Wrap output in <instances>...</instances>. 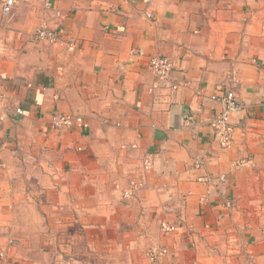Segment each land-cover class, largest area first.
<instances>
[{"label":"crops","instance_id":"crops-1","mask_svg":"<svg viewBox=\"0 0 264 264\" xmlns=\"http://www.w3.org/2000/svg\"><path fill=\"white\" fill-rule=\"evenodd\" d=\"M42 26L62 44L35 40ZM228 90L240 110L222 150L209 123ZM0 108V264H148L152 245L175 264L262 236L264 0H18L0 12ZM56 112L87 128L53 129Z\"/></svg>","mask_w":264,"mask_h":264},{"label":"built area","instance_id":"built-area-1","mask_svg":"<svg viewBox=\"0 0 264 264\" xmlns=\"http://www.w3.org/2000/svg\"><path fill=\"white\" fill-rule=\"evenodd\" d=\"M18 2V0H0V12L2 14H8L12 11L14 5ZM63 31L62 30H52L46 26H42L37 28L34 33L33 37L35 40L38 41H46L49 44H62L63 42ZM70 49H73L70 46ZM148 71L157 81L156 84L162 81H167L170 77L172 71V63L163 56H153L150 58L148 62ZM153 85L152 90H154L157 85ZM173 90H176L177 87L173 85L171 87ZM218 102L221 105V109L219 112L215 114L213 119L210 121L209 126L213 131V141L220 149L226 150L229 149L233 144V136H234V127L230 122L231 116L240 110V106L236 101V96L233 91L228 90L222 97H219ZM14 114L18 116L23 115V110L21 108H16L14 110ZM7 112L0 108V124H2L7 119ZM51 127L56 130H66L71 131L72 129L78 127L80 129H86L87 125L85 124L84 120L75 115L71 114H62V113H53L50 117ZM131 148H136L135 145H132ZM246 161H238L233 164L234 168L241 167L245 165ZM201 161H197L195 163V168H200ZM151 167V158L146 157L143 162V170H148ZM0 168H3V164L0 159ZM226 177L221 175L219 177H203L199 178L200 181L211 183L215 179L218 180L220 183H225ZM142 188L141 184L136 182H131V186L124 191L123 195L125 199H130L133 197L135 192ZM224 206L228 209L233 207V202L227 200L224 203ZM208 227V226H207ZM161 231L162 233H170L175 230V227L170 226L166 223L161 224ZM168 255V250L165 247H159L158 245H152L150 248L147 249L145 253V258L148 264H159L161 261ZM3 255H0L2 258Z\"/></svg>","mask_w":264,"mask_h":264},{"label":"rangeland","instance_id":"rangeland-1","mask_svg":"<svg viewBox=\"0 0 264 264\" xmlns=\"http://www.w3.org/2000/svg\"><path fill=\"white\" fill-rule=\"evenodd\" d=\"M261 212V237L252 236L248 240L247 236H242L240 231H236L237 236L229 240L226 233L218 241L205 242L204 247L199 246L191 252L188 247L189 253L183 254V262L175 264H264V210L261 209ZM204 236L207 239L209 237Z\"/></svg>","mask_w":264,"mask_h":264}]
</instances>
